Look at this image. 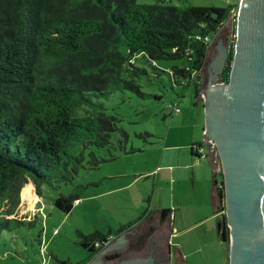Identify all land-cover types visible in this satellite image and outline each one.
Returning <instances> with one entry per match:
<instances>
[{"label":"trees","instance_id":"trees-1","mask_svg":"<svg viewBox=\"0 0 264 264\" xmlns=\"http://www.w3.org/2000/svg\"><path fill=\"white\" fill-rule=\"evenodd\" d=\"M239 3L179 8L137 0H0V232L10 230V222L24 224L25 218L13 217L30 182L41 197L44 185L57 189L72 182L87 155V169H99L105 160L94 149L113 145L119 121L106 113L103 100L124 90L143 96L140 82L149 73L146 65L161 71L154 62L186 60L184 67L174 66L168 73L175 84L194 82L199 97L210 42L229 20L236 22L231 17ZM230 41L224 83L231 77L235 34ZM128 140L123 133L120 155L140 151L129 150ZM201 148L194 145L193 154L201 155ZM117 158L111 154L109 161ZM216 186L219 211L224 212L223 179ZM29 195L30 188L24 200ZM80 199L62 194L54 205L69 214ZM167 212L163 210V219ZM138 222L106 235L82 234L80 244L89 258L81 264ZM218 235L230 245L225 222Z\"/></svg>","mask_w":264,"mask_h":264},{"label":"rangeland","instance_id":"rangeland-1","mask_svg":"<svg viewBox=\"0 0 264 264\" xmlns=\"http://www.w3.org/2000/svg\"><path fill=\"white\" fill-rule=\"evenodd\" d=\"M137 3H162L179 8L228 7L235 4L236 0H137ZM236 24L237 21L229 20L215 37L214 44L228 28L224 58L231 45V38L234 34L236 36ZM209 53L200 73V90L205 80L204 70ZM186 64V60L154 62L153 65L161 71L146 65L149 73L143 75L140 82L143 96L136 91L124 90L103 100L106 113L119 120L118 132L112 137L113 145L106 149H94L95 154L105 162L97 170H88L87 155L72 182L62 183L57 189L44 185L40 200L34 184L30 182L22 192L21 203L13 217L25 218L24 224L10 222V230L0 232V264L84 263L89 258V252L80 244L82 234L115 233L122 226L139 221L132 228L134 229L147 217L162 210H169L174 214L176 211V216L173 215L172 219L174 235L170 240L171 248H167L171 259L169 264H179L174 249L183 251L189 257L188 264H228L230 245L227 246L219 239V222L216 219L198 222L200 217L205 218V208L200 207V198L206 196L200 180L201 171L190 167L188 170L175 169L174 174L166 169L160 172L164 151L162 166L178 165L180 152L189 154L193 140L204 144L206 111L204 102L196 94L195 83L187 86L175 84L168 73L172 67H184ZM220 79L219 75L210 82L220 83ZM176 108L179 110L177 114ZM123 133L129 137L128 149L140 151L120 155L118 142L123 138ZM111 154L118 155V158L109 161ZM215 160L218 171L222 172L220 159L216 157ZM220 172L216 173L218 182L222 180ZM120 173H136V176L127 178L129 182L142 176L138 184L116 190L121 187L118 184L121 180L111 181L107 177ZM29 188L27 201L23 194ZM113 190L116 192H109ZM32 191L37 197L35 208L30 206ZM62 194L79 195L81 204L75 205L71 213H64L54 205ZM149 213V216H145ZM153 232L155 231L143 229L136 233V238L130 239L125 248L108 252L106 259L112 254L123 256L129 251H141ZM119 238L121 236L112 237L102 254Z\"/></svg>","mask_w":264,"mask_h":264},{"label":"water","instance_id":"water-1","mask_svg":"<svg viewBox=\"0 0 264 264\" xmlns=\"http://www.w3.org/2000/svg\"><path fill=\"white\" fill-rule=\"evenodd\" d=\"M236 21L229 83L210 82L221 76L225 67L228 28L212 47L204 70L205 80L200 91L206 111L203 145L213 169L210 197L215 212L221 205L214 186L218 171L214 163L216 155L222 167L225 188L222 214L230 230L229 263L264 264V0H240ZM215 84L226 88L223 92H214L211 89ZM211 141L216 146L215 154L210 152ZM160 216V212L152 214L88 264H167L170 214L164 225L151 234L158 233L162 240L153 244V238L148 245L150 235L141 251H129L117 260L105 257L110 251L125 248L132 235L142 229L160 225ZM221 226L219 223V232ZM174 253L179 264H184L180 251L174 249Z\"/></svg>","mask_w":264,"mask_h":264},{"label":"crops","instance_id":"crops-1","mask_svg":"<svg viewBox=\"0 0 264 264\" xmlns=\"http://www.w3.org/2000/svg\"><path fill=\"white\" fill-rule=\"evenodd\" d=\"M214 42L215 41H213V44H214ZM213 44H212V46H213ZM204 131H205V128H204L203 132ZM198 144H202L203 145V143L201 141L193 140L190 143L191 146L189 144L187 145V148H189V146H190V148H189L190 149L189 154H188V152H185V153H181L180 152L179 158H178L179 159L178 165H166V166H162V161H163L164 156H165V151H164V153L162 155V160H161V168L162 169L160 170V172L163 169H166V170H169V172H173V174H174V170L175 169H178V168L185 169V170H188L190 167L198 168L201 171L200 180H201L202 186L204 188L203 191H206V193H205L206 196H204V198H200V201H201V203H200L201 206L200 207L205 208V210H204L205 211V213H204V217L205 218H203V217L201 218L200 217V219H198V222H200V223L201 222H204V221H207L208 222L210 220L213 221L215 219L218 221L219 218L223 214L219 210L216 211V212L213 210V203H212V199L210 197L211 196V193H212V184H211V182H212V179H213V169H212V167L210 166V163H209L208 150L206 149V147L204 145H203V147L206 149L205 155H199L198 154V156H197V155H194L193 154L192 147L194 145H198ZM210 152L213 153V154H215V152L213 150H211V148H210ZM194 153L196 154L197 151L195 150ZM215 158H216V156H215ZM214 163L216 165H218L216 163V160L215 159H214ZM135 174H132V173H120V174H117V175H111L110 174L107 177V179H109L111 181H114V179H120L121 182H118V184L121 187H119L116 190L127 189L130 186H132L133 184L136 185V184H138L140 182V178H141L142 175L137 176V178H134V180H131L130 182L127 180V178L128 177H132V175L136 176ZM157 175H159V173ZM216 175L217 174H215V180H214L215 189L217 188V186L215 184L216 183L215 181L217 180L216 179ZM194 178H195L196 183H197V174L195 173V171H194ZM193 184L195 185V182ZM116 190L109 191V192L110 193L111 192H116ZM207 194H208V196H207ZM38 199L40 200L39 197H38ZM218 203H219V200H218ZM79 204H81V203L79 202ZM79 204H78V206H79ZM166 211H168V212L165 214V219H163V213H162L163 210L160 211V213H161V216H160V225H158V226H148V227H146L144 229L154 230V231L160 229L164 225V223L166 222V219H167L168 215L170 214L169 231H168V239H167V248H168V250H170V248H171V246H170V240H171V237L174 235L173 234V229H172V227H173L172 226L173 225L172 224L173 223L172 219H173V215H174V217L176 216V211H175V214H174V212L171 213L169 210H166ZM147 219H148V217H147ZM207 233H209V232L207 231ZM168 250H167V253H168ZM180 253L182 254V262L184 264H188V258L189 257L185 253H183V251H180ZM167 256H168V260H167L168 263L167 264H169L171 262V259L169 258V254H167ZM228 264H229V262H228Z\"/></svg>","mask_w":264,"mask_h":264},{"label":"flooded vegetation","instance_id":"flooded-vegetation-1","mask_svg":"<svg viewBox=\"0 0 264 264\" xmlns=\"http://www.w3.org/2000/svg\"><path fill=\"white\" fill-rule=\"evenodd\" d=\"M200 97V96H199ZM201 99V98H200ZM202 100V99H201ZM203 101V100H202ZM216 157H218L217 155H216ZM222 179H224L223 178V172H222ZM218 222L223 226L224 225V222H225V219H224V217H223V215L219 218V220H218ZM226 223V222H225ZM222 226H221V228H222ZM143 230V229H142ZM141 230V231H142ZM128 233H131V231L130 232H128ZM126 234V233H125ZM136 238V235L134 234V235H132V237H131V239L133 240V239H135ZM154 238V241H152V243L153 244H155V242H156V240H162V237H160L159 236V234L157 233H155L154 235H151L150 236V238L148 239V245H149V243L151 242L150 240H152ZM147 245V246H148ZM130 250H133V249H130ZM114 254H112V255H109V256H107V259H109V260H111L110 259V257H112ZM119 256L120 257H118L117 259H119V258H121L122 257V255L121 254H119ZM116 260V259H115Z\"/></svg>","mask_w":264,"mask_h":264},{"label":"bare ground","instance_id":"bare-ground-1","mask_svg":"<svg viewBox=\"0 0 264 264\" xmlns=\"http://www.w3.org/2000/svg\"><path fill=\"white\" fill-rule=\"evenodd\" d=\"M224 88H226V87L215 84V85L212 86L211 90H213L214 92H223ZM29 185H30V183H29ZM31 193H32V195H31V198H30V206H31V208H35V204L37 202V197L35 196L34 191H32Z\"/></svg>","mask_w":264,"mask_h":264},{"label":"built area","instance_id":"built-area-1","mask_svg":"<svg viewBox=\"0 0 264 264\" xmlns=\"http://www.w3.org/2000/svg\"><path fill=\"white\" fill-rule=\"evenodd\" d=\"M237 15H238V13H237L236 15H233L231 18H234V17L236 16L235 18L237 19ZM206 41L209 42V39L206 38ZM212 44H213V42H210L211 47H212ZM200 98L203 99V96H202L201 94H200ZM178 111H179V110L176 108V109H175V114H177ZM204 134H205V131H204ZM210 145H212L211 150H213V151L215 152V151H216V146H215L214 142L211 141V142H210ZM200 153H201V155H205V153H206V149H205L204 147L201 148V149H200ZM218 172H220V170L217 171V173H218ZM79 202H80L79 200H76V201H75V204H79Z\"/></svg>","mask_w":264,"mask_h":264}]
</instances>
